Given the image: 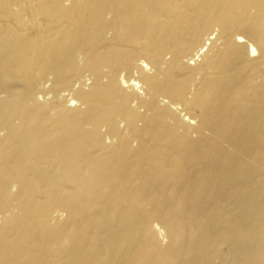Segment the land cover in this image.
Masks as SVG:
<instances>
[{
  "label": "bare ground",
  "instance_id": "1",
  "mask_svg": "<svg viewBox=\"0 0 264 264\" xmlns=\"http://www.w3.org/2000/svg\"><path fill=\"white\" fill-rule=\"evenodd\" d=\"M0 264H264V0H0Z\"/></svg>",
  "mask_w": 264,
  "mask_h": 264
}]
</instances>
